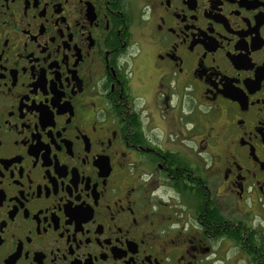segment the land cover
<instances>
[{"label": "flooded vegetation", "instance_id": "flooded-vegetation-1", "mask_svg": "<svg viewBox=\"0 0 264 264\" xmlns=\"http://www.w3.org/2000/svg\"><path fill=\"white\" fill-rule=\"evenodd\" d=\"M0 264H264V0H0Z\"/></svg>", "mask_w": 264, "mask_h": 264}, {"label": "rangeland", "instance_id": "rangeland-1", "mask_svg": "<svg viewBox=\"0 0 264 264\" xmlns=\"http://www.w3.org/2000/svg\"><path fill=\"white\" fill-rule=\"evenodd\" d=\"M188 146H189V150H190L191 144H188ZM188 153H189V156H190V155H191V156L194 155L193 153H191V151H188Z\"/></svg>", "mask_w": 264, "mask_h": 264}]
</instances>
